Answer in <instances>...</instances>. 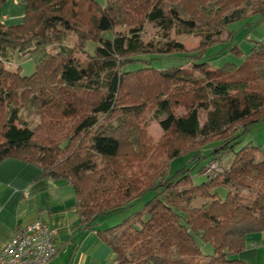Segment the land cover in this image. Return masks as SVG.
<instances>
[{
    "label": "trees",
    "instance_id": "obj_1",
    "mask_svg": "<svg viewBox=\"0 0 264 264\" xmlns=\"http://www.w3.org/2000/svg\"><path fill=\"white\" fill-rule=\"evenodd\" d=\"M9 2L23 14L6 24ZM251 14L264 16V0H0V163L69 182L79 225L111 248L112 264H246L247 236L264 229V150L235 146L264 121V42L239 64L210 68L199 56ZM173 33L199 36L198 46L186 50ZM175 53L195 55L151 65ZM29 105L34 124L21 115ZM150 109L162 117L156 140ZM183 154L206 160L199 182L188 165L169 174Z\"/></svg>",
    "mask_w": 264,
    "mask_h": 264
},
{
    "label": "crops",
    "instance_id": "obj_2",
    "mask_svg": "<svg viewBox=\"0 0 264 264\" xmlns=\"http://www.w3.org/2000/svg\"><path fill=\"white\" fill-rule=\"evenodd\" d=\"M13 7L22 14V7ZM75 196L66 180L41 176L29 162L7 158L0 163V248L4 247L19 227L41 219L56 231V254L48 264H112L114 253L94 230L79 225ZM99 227H105L100 225ZM239 257L246 264H264V229L247 236Z\"/></svg>",
    "mask_w": 264,
    "mask_h": 264
},
{
    "label": "rangeland",
    "instance_id": "obj_3",
    "mask_svg": "<svg viewBox=\"0 0 264 264\" xmlns=\"http://www.w3.org/2000/svg\"><path fill=\"white\" fill-rule=\"evenodd\" d=\"M96 1L101 5H104L106 2V0ZM2 14H5L3 15V18L6 17V24H9L12 22L20 21L23 12L22 14L16 12V10L11 7L7 10L5 9ZM228 33L229 36H227ZM172 36L180 40L186 50L195 49L200 41V37L193 34L175 35L173 33ZM256 42H264V16H261L259 14H251L243 19L228 24L226 26V31L223 33V37L219 41L212 43L204 51H202L200 53L199 59L206 61L210 68H218L224 65L226 62L239 64L249 53L251 47L256 44ZM235 47L240 50V54H236L234 52ZM182 55L184 54L175 53L171 56H162L160 58L157 57L152 59L151 65L155 68H165L167 66L175 65L178 63L183 64L188 59L193 58V55L195 54H192L191 57H183ZM19 62L23 68L22 72H24L25 74H29L33 71V64L30 60L20 59ZM14 64L9 66L15 67ZM177 110L179 112L183 111L181 108H178ZM21 115L22 118L30 121L32 124H34L37 120V117L34 114V108L31 105H29L28 107H23L21 109ZM204 117L205 112L202 109H199V120L201 123L204 121ZM160 118L162 117H158L152 109H150L146 114V130L155 140L158 139L162 133L158 123V120ZM249 140H252L255 144L259 145L262 150H264V121L252 126L247 131L242 141L237 144L235 148H238L241 144ZM211 148L212 144H209L207 146H204L202 148V151L205 153L208 152ZM191 156V154H183L173 158L169 164V174L174 173V171L180 169L183 165H188L190 168L189 173H191V175L193 176L194 181L199 182L202 178H204V175L197 173V169L200 167V165L206 164V160L201 159L194 166V161L190 160ZM231 157L232 155L230 154L224 158V165L228 163L226 161H230ZM211 165L209 167H211ZM220 192L221 194H223L224 190H220ZM149 195L150 193H148L145 197L147 198ZM142 202L143 201L141 200L139 204H141ZM131 210V208H128L119 213L102 216L98 223L100 225H105V227L115 225L120 222L125 216H127L131 212ZM202 249L205 252L211 251V247L209 245L203 246Z\"/></svg>",
    "mask_w": 264,
    "mask_h": 264
},
{
    "label": "built area",
    "instance_id": "obj_4",
    "mask_svg": "<svg viewBox=\"0 0 264 264\" xmlns=\"http://www.w3.org/2000/svg\"><path fill=\"white\" fill-rule=\"evenodd\" d=\"M55 237L56 231L41 219L19 227L0 248V264H48L57 252Z\"/></svg>",
    "mask_w": 264,
    "mask_h": 264
}]
</instances>
